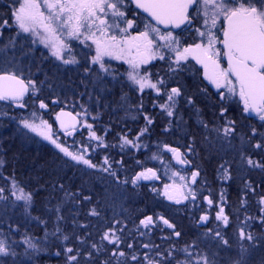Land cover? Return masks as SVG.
Here are the masks:
<instances>
[{
    "label": "rangeland",
    "instance_id": "obj_1",
    "mask_svg": "<svg viewBox=\"0 0 264 264\" xmlns=\"http://www.w3.org/2000/svg\"><path fill=\"white\" fill-rule=\"evenodd\" d=\"M1 5L13 11L15 0H0ZM122 10L126 13V19L134 21L133 27L128 30V33L123 35H134V31L139 33L144 30L145 20L137 17L138 15L130 7L129 3ZM4 17L6 19L7 15ZM109 22L111 23V17ZM224 22L225 20L221 17L217 23V28L213 29L218 36L221 34L218 29L224 26ZM120 27L123 28L125 25L121 24ZM197 28L205 31L202 20L199 18L194 20L193 24L183 34L173 35L180 37L182 47L195 45L196 43H201L204 39L197 35ZM0 31L3 32V35H0V72L11 71L27 83L29 81L32 82L29 86L31 98L24 102L25 107H14L16 119L12 121L16 124V129H14L12 134L13 128L7 133H0L1 137H3L2 139L5 141L8 139H6V136L12 138V135H16L20 140L19 142H22L21 144L24 146L28 147V145L34 143V145L40 147H48L51 152H57L59 156L65 157L72 164L82 166V169L85 172L87 171L88 174H95L90 181L91 188L101 190V193L90 191L91 200H85L96 206L101 204L100 199L104 197L108 201L107 203L110 205L109 208L112 213L111 220L105 225L102 222L99 223V218L96 215H92V210L89 209L88 215L92 219H96L95 227L89 229L88 222H85L86 220L77 218L80 223L78 230L81 232V236L72 241L76 246H68L63 251L56 248L58 246V242H56V249H54L56 253L49 255L51 251L45 250L42 242L39 245L38 239L23 233L21 230H16L14 227L7 226L9 219L15 218L11 216L14 208L17 209V217L19 215L18 211L21 212V209H23L22 205L26 207L25 211L29 210L31 205V202L30 205L26 206L25 201L17 200L11 194L12 191H15L11 185L3 194H0L7 197L4 200H0V206L3 205V209L0 211V241L6 244L9 251L7 255H0V264H46L45 259L48 261L52 257L57 259L60 257L59 253L61 252H64L62 253L64 257L72 255L73 253L66 251L67 248H72L74 253H78V260L82 259L83 264H100V262L101 264H147L145 255L158 260L153 255L155 249L152 244L164 241L165 237L160 235L158 229H155L151 224L145 227L141 223L145 219L137 222L139 226H134L133 220L127 217L129 212L136 206L134 205L135 201L141 196V191L134 189L132 180L138 184V188L143 189L145 187L148 189L152 198L151 206L154 209H158V211L165 209L159 200L162 187L169 186L168 190L173 188L180 190L181 198L176 199L174 202L180 208L174 210L173 213H168L175 220L185 216L189 226L188 241L190 244L187 242L186 245L172 247L171 249L173 255L175 254L179 257V261L188 259L182 251V249L188 247L189 252H192L196 258L199 255L206 254L210 260L215 261V264H233V261L238 258L241 245H243L249 249L250 253L247 257V264H264V201L261 198L256 199L257 192L253 189L254 180L259 181L261 177L257 176L259 173L257 167L247 163L248 159L257 161L258 159L252 158V154L258 156L259 151L264 153V147H255L257 143H254V138L257 135L254 133L249 134L247 127L243 126L240 130H236V124L233 123L234 120L219 118L217 115L215 117L213 115L215 110L213 107L206 105V101L200 97L202 96L201 92H198L199 94L197 93V95H192L191 90L196 86L200 87V81L197 70L188 59L181 60L177 64L176 53L166 47H160L165 42L159 40L158 36L152 33L151 36L157 44L154 47V52L157 55L149 63L141 64L137 71L140 76L147 75L152 83H156L159 91L147 87L141 90L139 85L129 79L128 74L133 69L126 59L104 56L103 63L107 71L100 67L99 62L93 63L92 60L96 56V45L91 40L85 41L83 37L80 40L62 37L71 48V51L68 49L64 50V57L66 59L75 58L78 61L77 63L64 64L62 60L51 55V48L41 43L39 37H34L30 33H21L17 36L16 32L18 29L14 26H6ZM161 33L165 32L161 31ZM110 34L118 37L122 35L115 28L110 29ZM33 40L36 43H32ZM10 41H13L14 44L10 43ZM216 47L220 48V44L217 43ZM159 55H164V59H159ZM151 67L162 68L165 77H162V72L158 76L154 75L155 73L153 75L149 74L148 71ZM88 69L92 72L88 75L92 76L91 82L96 89L95 95L97 94V99L93 102L85 101V103H81L78 99L80 95L77 92H79V87H81L85 79L82 77L79 80V78L83 75L85 76L84 71ZM117 73H120V75L116 77ZM109 76L111 81L109 85L102 82V80L106 81L105 78ZM158 81H163V83H158ZM111 83L112 85H110ZM173 88H178L181 93L179 96L173 97L175 103L167 99V95L171 93ZM46 90L57 97H61L60 101L66 106L65 109H75L71 105L77 104L76 101L81 103L76 106V114L80 115L82 119V125L79 130V133L82 134L80 136L84 137L82 143L78 141L71 143L72 141L69 138L63 136L49 122L40 108V103L37 102L38 99L47 93L45 92ZM114 92L115 96L118 95L116 106H114L112 115H110L111 118L108 121H103L104 117L100 116L106 115L108 106L106 103L100 102V100L99 103L97 101L102 97H114ZM223 96L227 109L222 110L221 115L226 116L228 112L235 108V98L238 96L229 98L227 90L224 91ZM195 97H198L199 100L195 99ZM198 101L203 103L202 106L205 108L204 113L206 116H204L202 108L197 106ZM8 104L0 102L1 121L4 118L10 119ZM164 104H168L169 109L163 108L162 105ZM156 110L158 111L155 112ZM168 110L173 112L172 116H168ZM33 113H35V116H33ZM97 113L105 114L97 115ZM208 117L211 118L206 119ZM25 119L37 125L42 120L47 121L51 125L52 137L57 143L68 147L69 151L75 153L84 152L85 158L90 159L98 167L95 169L89 168L72 160L56 148L51 141L26 128L23 124ZM148 119L152 121L150 124ZM188 119H192L191 125L190 121H188L189 123L186 122ZM210 119H216V121L212 122ZM261 123L264 125V121L260 120L259 124ZM88 125H91V128ZM225 127L233 129L227 136L223 132ZM145 128H147V131L141 135ZM93 132L96 133L97 137H101V140L92 138L91 133ZM198 133L199 136L197 138L203 139V143L207 145L208 149L216 154V172H218L219 180L217 185L224 184L227 187L224 188L220 185L215 192H220V195H222L223 191L227 190L228 192L235 187L240 192V196L236 195L241 199H238L240 206L237 209L229 210L227 213V225L216 217L219 209L224 205L227 207L226 203L229 205V202H225L221 198H217L219 201L214 202L212 198L208 197L212 201V204H209L208 198L203 197L202 200L200 199V195L203 192H212V190H208L209 183L203 178V171L201 170V162L203 160L201 159V162L198 161L196 142L193 137L192 139L187 138ZM106 136H109V139L105 140V138H108ZM125 138L132 140L136 147L124 144ZM257 140L259 144L264 146V134ZM171 148H176L181 152L183 159L187 161V168H192V171L184 170L174 164L172 159L174 153L169 150ZM247 152H252V154L248 156ZM111 154H113V157ZM123 154H126L130 160L132 158V162H138L135 164L136 166H140L139 162L142 161L149 163L154 167L151 170L156 174L153 179L136 180V177L141 172H147L150 169L144 170L145 168H143L137 171L133 177L125 178L124 182H120L128 191L132 192L130 197L126 199H122L120 194L117 195V192L114 194H112V191L108 193L104 184L106 182L105 178L100 180L97 178L103 177L101 175L98 176L99 172H102V174L110 173L113 170L111 167H116L117 165L115 158L118 162ZM139 156L142 161L139 160ZM105 158L108 160L107 165L104 164ZM119 163L122 164V159H120ZM101 165L109 170L107 172L101 171L99 167ZM254 171H256V174H251ZM194 173L199 174L196 175L193 183L192 176ZM181 177H184V179L181 180ZM125 181L127 182L125 183ZM112 189H115V186ZM17 195H19V192H17ZM111 197L113 199L109 200L108 198ZM177 200L179 203H177ZM105 202L104 204H106ZM77 204L81 205V202H77ZM86 205L88 208L91 206L89 203H86ZM4 206H8L10 211L4 209ZM50 212L52 211L49 209L48 213ZM54 212L57 213L56 210ZM159 213L162 215L164 212ZM116 214L119 215V219ZM191 215L199 216L200 221L193 225L189 218ZM162 216H165V213ZM204 216L208 217L206 221L201 219ZM4 220L8 222L5 223ZM202 222L209 224V227L201 230ZM105 226L107 227L105 228ZM110 229L116 237H119L118 243H110L109 240L102 239L104 234L109 232ZM240 229H243L245 233H251L255 240L242 239L239 235ZM216 232H220V236H216ZM54 233L59 234L57 230H54ZM109 234L110 236L112 235V233ZM221 237L223 240L228 241L227 245L222 242ZM28 238H31L37 244L38 251L30 248L25 243ZM66 242V240L62 239L63 245H66ZM93 245H97L99 250L93 248ZM144 245H148V247H144ZM89 252L92 253L91 256H88ZM120 252L125 255L120 256ZM48 255L50 259L47 257ZM134 255L138 257L137 260L132 259ZM44 257L46 258L42 259ZM68 263L77 262H69L68 260Z\"/></svg>",
    "mask_w": 264,
    "mask_h": 264
},
{
    "label": "snow or ice",
    "instance_id": "obj_2",
    "mask_svg": "<svg viewBox=\"0 0 264 264\" xmlns=\"http://www.w3.org/2000/svg\"><path fill=\"white\" fill-rule=\"evenodd\" d=\"M129 2L134 3L138 9L148 13L156 23L153 24L150 20H145L143 31H140L137 35L125 36L123 34L128 33V30L134 24L133 20L125 18L126 13L122 10L126 8ZM190 10H193L195 15H190ZM110 17L111 23L109 22ZM221 17L227 23L226 27L218 29L222 32V37L218 36L216 31H213L217 28V23ZM198 18L202 20L205 31L197 28L196 33L204 39L201 43L188 47H182L180 37L173 35L172 31L161 33V29L157 26L164 25L166 28L169 26L180 28L181 25L191 26L193 21ZM121 24H124L125 27L121 28ZM6 26L16 27L18 29L17 36L21 33H30L34 37H39L41 43L51 48V55L62 60L64 64L77 63L78 61L75 58L66 59L64 57V50L71 51V48L62 37L76 40L83 37L85 41L91 40L96 45V56L92 60L93 63L99 62L100 67L107 71L103 63L104 56L126 59L133 69L128 74L129 79L139 85L141 90L147 87L159 91L156 83H152L147 75L140 76L137 71L141 64L149 63L157 55L154 52V47L157 44L151 36L152 33H155L159 40L165 42L160 47H166L176 53L177 64L181 60H187L189 56H192L198 63L203 65L205 77L215 85L216 89H226L229 98L239 96L244 105L243 110L245 112H255L259 119L264 121V0H15L12 11V24L10 25L6 19L0 21V29ZM113 28L117 29L122 35L118 37L110 34V29ZM187 30L186 28L185 31ZM0 35H3L2 31H0ZM10 43L14 44L13 41H10ZM32 43H36V41L33 40ZM217 43L221 44L223 48L216 47ZM222 58L227 61L226 67L221 65ZM159 59L163 60L164 55H159ZM158 83L162 84L163 81H158ZM31 84V81L25 83L14 72H0V101L10 100L18 103L21 108L25 107L22 102L23 97L29 91ZM180 94L178 88H173L171 93L167 95V99L175 103L173 97ZM221 96L223 97V93H221ZM47 107V104L40 102V108ZM162 107L169 109L168 104H164ZM167 114L172 116L173 112L168 110ZM65 115L70 114L60 113L57 119ZM33 116H35V113H33ZM151 122V119H148V123ZM23 124L26 128L43 136L44 139L51 141L56 148L77 163H82L93 169L98 167L90 159L85 158L84 152L75 153L69 151L68 147L57 143L52 137L51 125L47 121L42 120L37 125L25 119ZM61 126L74 128L75 125L73 123L66 126L64 121L61 120ZM88 127L91 128V125H88ZM232 130L225 127L223 132L227 136ZM146 131L147 128L141 132V135ZM71 134V132H68V135ZM91 136L96 140H101V137H97L95 132L91 133ZM124 144L136 147L133 141L127 138L124 139ZM255 147L261 148L264 146L257 143ZM169 150L175 153L181 164L187 163L186 160L181 159L182 154L178 149L171 148ZM247 163L253 167L264 169V164L252 159H248ZM104 164H108L107 158H105ZM2 165L3 161L0 160V166ZM99 167L104 172L109 170L102 165ZM111 174L116 175L115 172ZM198 174H193V183ZM155 175V172L148 169L147 172H141L136 180H147L155 177ZM183 179L184 177H181V180ZM168 187H165L164 194L169 199H173L168 193ZM12 188L15 191H12L11 194L17 200L25 201L26 206L30 205L32 193H25L24 189L19 188L15 182H13ZM3 192L4 189L0 187V194ZM17 192H19V195H17ZM4 199L6 197L0 195V200ZM84 199L87 200L90 197H84ZM261 199L264 201V198ZM177 203H179L178 200ZM208 203L212 204V201L209 200ZM56 211L59 212V207ZM91 214L99 215L95 209H92ZM216 218L222 220L225 225L228 224V217L224 215L223 207L219 209ZM57 219L60 220L62 217L58 216ZM201 219L206 221L208 217L204 216ZM141 223L148 227L152 223V217H147ZM163 223L170 228L174 227L167 220H163ZM59 230L57 228V231ZM109 233H112V235L110 236ZM175 235L179 236L180 233L175 232ZM215 235L220 236V232H216ZM239 235L242 239L255 240L251 233H245L243 229H240ZM64 239L67 240L68 237L65 236ZM102 239L109 240L110 243L119 242V237H116L111 229L104 234ZM221 239L225 245L228 244L227 240H223L222 237ZM25 243L30 248L36 251L39 250L37 244L31 238L26 239ZM92 247L99 250L97 245ZM144 247H148V245H144ZM66 251L73 253L68 256L69 262H77L78 264V253H74L72 248H67ZM182 251L188 259L177 261V264H215V261L210 260L206 254L199 255L196 258L192 252H189L188 247H185ZM7 254H9L8 247L3 241H0V255ZM12 254L14 255V253ZM249 254V249L241 245L238 258L233 261V264H247ZM91 255L92 253L89 252L88 256ZM119 255L124 256L125 254L120 252ZM157 255L161 254L157 253ZM169 256H171V253H169ZM132 259L137 260L138 257L134 255ZM145 259L147 264H161L160 260H154L147 255H145Z\"/></svg>",
    "mask_w": 264,
    "mask_h": 264
},
{
    "label": "trees",
    "instance_id": "obj_3",
    "mask_svg": "<svg viewBox=\"0 0 264 264\" xmlns=\"http://www.w3.org/2000/svg\"><path fill=\"white\" fill-rule=\"evenodd\" d=\"M136 13V12H135ZM139 17L141 16L136 13ZM191 15V14H190ZM193 15V14H192ZM11 24V22H9ZM190 26L187 27V29ZM93 85L89 82L84 84L85 91L84 96L87 97L89 92L92 91V93H96V89L92 87ZM200 86V84H199ZM91 87V89H89ZM201 87V86H200ZM196 86L191 90L192 95H197L198 92H201V88ZM81 88H79V92H81ZM45 95L37 100L38 103L43 102L47 105H50L51 101L53 100H61V97H57L54 94H51L47 90L45 91ZM77 92V94L79 93ZM82 93V92H81ZM199 94V93H198ZM97 95V94H96ZM95 95V96H96ZM91 97V95H89ZM97 97V96H96ZM31 97L29 95V100ZM197 98V97H196ZM61 107L66 108V106L61 102ZM8 109L10 110V119L4 118L2 121L0 119V133H7L12 128L11 134L13 133L14 129H16V124L12 121L13 119H16V112L14 105L8 104ZM74 106L75 109H66L69 111H72L76 113V106L77 104L71 105V107ZM202 108V112H205V108L201 104H199ZM188 115V114H187ZM186 115V116H187ZM204 116L205 113H204ZM212 117V116H211ZM211 117H208L206 119H209ZM111 116L107 113L106 117L104 118V121H108ZM213 121H216V119H210ZM191 120H186V122ZM240 121V122H239ZM238 122L234 121L236 124V130H240L243 126L247 127L249 134L254 133L257 135L254 138V143H259L257 139L261 137V135L264 134V125L261 124H254V121L247 120L246 118L243 120H239ZM189 123V122H188ZM210 124V123H208ZM258 133V134H257ZM199 136V133L197 135L188 136V139L194 138L196 142V154L198 156V161L201 162V159L205 162H201V170L203 171V178L209 183L208 184V190L211 189L212 192L207 191L203 192L200 195V199L202 200L203 197H210L214 200V202L219 201L216 196L219 192L214 193L216 189H219L220 185L222 187L227 188L224 184H218V172L217 170V164H216V154L215 152H212V150L208 149L207 145L203 143V139ZM12 138L6 136L7 140H3L0 135V160L3 161V165L0 166V187L4 189V192L8 189L9 186L15 182L19 188L24 189L25 193H32V200L31 205L29 206V210H26V207L22 205L23 209H21V212L18 211L19 215L16 217L17 209L14 208L12 212V217L15 218L11 220V218L8 221L9 224L7 226L14 227L16 230H21L23 233L28 234L29 236H32L33 238L38 239V244L40 245V242H42V245L44 246L45 250H49V255H53L56 253L54 249L63 250L68 246H76L72 241L75 238H78L81 236V232L78 230V227L80 226L79 222L77 221V218H83V220H86L85 222H88L89 229L95 227L96 225V219H92L88 212L92 209H95L99 215H96L97 218H99V223L102 222L103 224H107L111 218L112 213L109 208V204L107 203L102 197L101 204L99 205H91L90 202H86L84 197H91V192L95 191L97 193H101V190L93 189L91 188L90 181L93 179V176L95 174L87 173L85 172L80 165H74L72 164L68 159L65 157L59 156V154L51 152V150L46 147H40L38 145H34V143H31L32 145L24 146L19 142V138L16 137V135H12ZM109 139V137L107 138ZM77 140L72 141L71 143H76ZM145 154V153H144ZM252 154V152H247V155L249 156ZM113 157V154H111ZM144 156V155H142ZM253 159H258L257 161L261 164H264V153L259 151L258 156H254L252 154ZM120 159L124 161L122 164H119L115 158V162L117 163L116 167H111L113 170L108 174H102V172L98 173V176L103 177H97L99 180L102 178H105L106 182L104 184L106 185V189L108 190V193L112 194L117 192V195L120 194L122 199H126L130 197L131 191H128V189L123 186L120 182H124L125 178L133 177L137 171L145 168H154L151 165H148V163H145L144 161L139 162L141 165L136 166L135 164L138 162L135 161H129L126 159V154H123ZM119 159V160H120ZM140 160V156H139ZM111 163V162H110ZM134 164V166H133ZM196 168V167H195ZM195 168H193L195 170ZM257 171L259 172L257 176L261 177V179L254 180L253 182V189L257 192L258 198H264V169L257 167ZM115 172V176H113L111 173ZM251 174H256V171L251 172ZM249 174V175H251ZM107 177V178H106ZM112 177V178H110ZM229 179V178H228ZM102 182V181H101ZM233 182V181H232ZM231 182V183H232ZM115 186V189H112V187ZM122 187V188H121ZM125 187V188H123ZM227 194V198L224 200L225 202H229L230 204L226 203L227 210H233L237 209L239 205V196L233 195V188H231L228 192L225 190ZM3 192V193H4ZM2 193V194H3ZM146 193V192H145ZM67 194V195H66ZM7 198V197H6ZM77 198V199H76ZM140 198V197H139ZM139 198L135 201L136 206H134V209L140 210L139 213H136L133 209V214L131 215V219H133L134 226H139L137 224L138 221H134L136 219H146L147 217H152L153 221L156 219V215L159 212H164L165 216L163 218L173 225H175L178 228V232L181 234L180 239V245L187 244L189 242L188 240V232H189V226L187 223V218L185 216L178 218V220L174 219L170 216V212H174V210L177 209H171L170 207L166 206L163 202V199L159 197L160 202L163 204V207L165 209L158 211V209H154L151 206L152 198L148 194H144L139 202ZM109 200H112L113 198H108ZM162 199V200H161ZM85 200V201H84ZM91 200V199H89ZM241 200V199H240ZM10 201V200H7ZM106 204H104V202ZM77 202H81V205H78ZM139 202V203H138ZM86 203H89L91 205L89 208L86 205ZM82 206V207H81ZM223 206V207H224ZM5 207V206H4ZM59 207V212H54V210ZM124 207V206H123ZM234 207V208H231ZM125 208V207H124ZM3 209V205L0 206V211ZM4 209L7 211H10V208L6 206ZM52 211L48 213V211ZM90 209V210H89ZM163 213V214H164ZM142 216L140 217V215ZM161 214V213H159ZM162 214V215H163ZM118 215V214H116ZM60 216L62 219L58 220L57 217ZM99 216V217H98ZM19 217V218H18ZM128 217V216H127ZM119 219V215L117 217ZM130 218V217H128ZM113 222V220H112ZM155 222V221H154ZM25 227H27L25 229ZM107 226H105L106 228ZM59 234H55L54 230H57ZM160 228V227H159ZM45 232V233H44ZM160 234V233H159ZM165 237L164 241H160L158 243L152 244L153 248L155 249V253H153L154 257H157L158 260L161 261V264H177V261H179V258L173 255L172 253V247L178 246V243L175 242L174 238L166 231L160 234ZM67 236L68 239L66 240V245L62 244V239ZM41 240V241H40ZM58 242V246L56 247ZM190 243V242H189ZM62 244V247H61ZM56 247V248H55ZM54 251V252H53ZM64 252L59 253V258L52 257L48 255L47 257L50 259V261L46 260V264H69L68 263V256L64 257ZM157 253H160L161 255H157ZM169 253L172 254L169 256ZM77 264V263H73ZM78 264H83V260L79 259ZM94 264V263H93ZM101 264V262H100ZM113 264V263H112Z\"/></svg>",
    "mask_w": 264,
    "mask_h": 264
},
{
    "label": "flooded vegetation",
    "instance_id": "obj_4",
    "mask_svg": "<svg viewBox=\"0 0 264 264\" xmlns=\"http://www.w3.org/2000/svg\"><path fill=\"white\" fill-rule=\"evenodd\" d=\"M131 7V6H130ZM195 15V13L192 11V13H191V15ZM7 15V17H6V20H8L9 22H11L12 21V11H10V10H8L7 9V7H3L2 5L0 6V21H2V20H5L4 18V16H6ZM142 19H144V20H147L146 18H144V17H141ZM194 22V21H193ZM193 24V23H192ZM223 27H226V21L224 22V26ZM185 30H183V31H181V32H179V33H173V34H175V35H180V34H183V32H184ZM138 34V31H134V35H137ZM220 37H222V32H221V34L219 35ZM220 48L222 49L223 48V46L220 44ZM188 60H189V62L192 64V66L197 70V73H198V77H199V81H200V86H201V89H202V91H201V93H202V96H200L204 101H206V105H209V106H211V107H213V109L215 110L214 112L215 113H213V115L215 116V115H217V117H219V118H226V119H229V120H234V121H236V122H238L239 120H243V119H247V120H250L251 122L252 121H254L253 123L254 124H259V117L258 116H250L249 115V112H245L243 109H244V105H243V103H242V101H240V99H239V96L237 97V98H235V100H236V104H235V108L233 109V110H231L230 112H226L227 114H226V116H223V115H221V111L222 110H226L227 109V106H226V101H225V98H224V96L222 97L221 96V93H224V91L226 90V89H216V90H213L212 89V87L211 86H209L206 82H205V80L203 79V75H204V73H203V70L201 69V67H199V66H197L194 62H192L191 60H190V57H188ZM221 65L222 66H224V67H226L227 66V61H226V59H224V58H222L221 59ZM119 71V70H118ZM161 72L163 73V71H162V68H157V67H151V68H149V71H148V73L149 74H151V75H153L154 73V75H156V76H158L159 74H161ZM91 74L92 72L88 69V70H86V71H84V74H85V76L83 75V76H81L80 78H79V80H81V78L82 77H84V79H85V81L83 82V84L81 85V87H79V88H81L82 90H81V92H79L78 94L80 95V98H78L79 99V101L81 102V103H85V101L86 102H89V101H91V102H93L94 100H96L97 99V97L94 95V93H92V91H90L89 92V94H88V96L87 97H85L84 96V91H85V89H83L84 88V84H86V83H91L92 84V82H91V78H92V76H90V75H88V74ZM118 75H120V73L118 74L117 73V75H116V77L118 76ZM88 76H90V77H88ZM162 77H165V74L163 73V75H162ZM106 79V81H103L102 80V82H105V83H107L108 85H109V83L111 82L110 81V76L108 77V78H105ZM88 81V82H87ZM110 85H112V83L110 84ZM83 86V87H82ZM93 87V86H92ZM94 88V87H93ZM89 89H91V87L89 88ZM89 95H91V97H89ZM113 96L114 97H112V96H110V97H102L101 99L99 98L98 99V103H99V100H100V102H102L103 104L104 103H106L107 104V106H108V108H107V110H106V114L108 113L109 115H112L111 113L113 112V108H114V106H116V101H117V96H115V92L113 93ZM195 99H197V100H199V98L197 97H195ZM79 101H76V103L77 104H81ZM105 104V105H106ZM199 104H203L201 101H198L197 102V106H199ZM193 107V106H192ZM200 108H201V106H199ZM42 110H43V112H44V114H45V116L48 118V120H49V122H51V124H52V126L53 127H55L56 129H57V127H56V123H55V118H56V115H57V113L59 112V111H61V110H66V109H64V108H62L61 107V103H60V101H58V100H53V101H51V103H50V105H48V107L47 108H41ZM67 111H69V110H67ZM158 110H156L155 112H157ZM72 112V111H71ZM72 113H74V112H72ZM250 113H253V112H250ZM78 118H79V121H80V126H79V128L75 131V132H71L72 134L71 135H68V133H61L58 129V131L63 135V136H66L67 138H69L70 139V141H74V140H77L78 142H81L82 143V141L84 140V137L83 136H80V135H82L81 133H79V130H80V128H81V121H82V119L80 118V115H77L76 113H74ZM104 115V114H101V113H97V115ZM100 117H106V115L105 116H100ZM216 117V116H215ZM53 118H54V120H53ZM103 121H104V119H103ZM240 122V121H239ZM106 137H109V136H106ZM107 138H105V140H106ZM142 153V152H141ZM140 153V154H141ZM126 159L127 160H129V161H132V158H131V160H130V158L126 155ZM141 161V160H140ZM118 162H120V160L118 161ZM124 161H122V163H123ZM119 164H121V163H119ZM148 165H150L149 163H148ZM152 166V165H151ZM144 170H147V169H144ZM185 170V169H184ZM186 170H188V171H192V168H187ZM152 179H153V177H152ZM132 184H134L133 186H134V189H136V190H140L141 191V196H140V198H139V202H140V200H141V198H142V196L144 195V194H148V195H150V197H151V194H150V192L148 191V189H146L145 187H143V189H140V188H138V184L137 183H133V180H132ZM172 190V189H171ZM170 190H168V192H169ZM146 192V193H145ZM164 192H165V188L164 187H162V189H161V198L163 199V202L165 203V205L166 206H168V207H170L171 209H179L180 207L177 205V204H175L171 199H170V201H168L167 202V199H168V196H166L165 194H164ZM224 193L222 194V195H220V192L218 193V195L216 196V198H221V199H226L227 198V196L229 195V194H227L226 193V191H223ZM214 193H217V192H214ZM206 198H208V197H206ZM210 198V197H209ZM209 198H208V200H209ZM138 202V203H139ZM134 211L136 212V213H139L140 212V210H138V209H134ZM134 212H133V210H131L130 212H129V215H127L128 217H130V219H131V215L133 214ZM227 213H228V211H227V209H226V207H224V215L225 216H228L227 215ZM142 216V214L140 215V217ZM199 216H192L191 215V217H189L190 218V222L194 225V224H197V222L198 221H200L199 220V218H198ZM161 218H163V216L161 215V214H159V213H157V215H156V219L153 221V219H152V223H151V225L155 228V229H158V231H159V233L161 232V230H162V232L160 233V234H162L163 232H168L173 238H174V236H175V232H178V228L175 226V225H173L172 223H171V225H173L174 227L171 229L170 227H168V226H165L164 224H163V220H165L164 218L163 219H161ZM131 220H133V219H131ZM140 220V219H139ZM138 219H136V220H134V221H139ZM160 227V228H159ZM207 227H209V224H207L206 222H202V229L201 230H203V228L204 229H206ZM180 237H179V239L178 240H175V242L176 243H178V246H176V247H179V246H182V245H186V244H182V245H180L179 243H180V239H181V234L179 235ZM188 244H190V243H188ZM176 256V255H175ZM178 257V256H177ZM179 258V257H178Z\"/></svg>",
    "mask_w": 264,
    "mask_h": 264
},
{
    "label": "water",
    "instance_id": "obj_5",
    "mask_svg": "<svg viewBox=\"0 0 264 264\" xmlns=\"http://www.w3.org/2000/svg\"><path fill=\"white\" fill-rule=\"evenodd\" d=\"M129 4L131 5V7L138 13V14H140L142 17H144V18H146L147 20H150L153 24H155L156 22L154 21V20H152V18L148 15V13H146V12H144L142 9H138L137 7H136V5L134 4V3H131V2H129ZM193 10H190V13L189 14H191V12H192ZM160 29H161V31H163V32H168V31H172L173 33H179V32H181L182 30H184L186 27H187V25H181V27L180 28H171V26H169V27H165L164 25H157ZM226 26H227V23H226ZM190 57V60L192 61V62H194L197 66H199V67H201V69L203 70V73H204V67H203V65L202 64H200V63H198L197 62V60L196 59H194L192 56H189ZM22 79V78H21ZM203 79L205 80V82L209 85V86H211L212 87V89L213 90H216V87H215V85H213L206 77H205V75H203ZM24 80V79H23ZM25 81V80H24ZM25 83H27L26 81H25ZM29 95H30V87H29V91L25 94V96L23 97V103L28 99V97H29ZM0 102H2V103H9V104H12V105H14V106H18L19 104L18 103H16V102H13V101H0ZM60 113H67V114H70V115H65V116H62V117H60V119H57V117L60 115ZM249 115L250 116H257V114L255 113V112H253V113H250L249 112ZM73 118H75L74 120H73ZM61 120H63L64 121V123H65V125L67 126V125H69V124H73L74 123V128H70V127H62L61 126ZM55 123H56V127H57V129L61 132V133H68V132H75L78 128H79V126H80V121H79V118L74 114V113H72V112H70V111H67V110H61V111H59L58 113H57V115H56V118H55ZM180 152V151H179ZM181 153V152H180ZM172 159H173V162H174V164L176 165V166H179V167H181L182 169H187V164L186 163H184V164H181L178 160H177V158H176V155H175V153H174V155H173V157H172ZM181 159H183V157H182V155H181ZM169 195H171L172 197H173V199H171L173 202H175V200L176 199H180L181 198V192H180V190L178 189V188H173L172 190H170L169 192ZM168 201H170V199L168 198L167 199V202ZM169 222V221H168ZM164 224V223H163ZM169 224H171L170 222H169ZM165 225V224H164ZM165 226H168V225H165ZM173 227H171V229H172ZM174 239L175 240H178L179 239V236H174Z\"/></svg>",
    "mask_w": 264,
    "mask_h": 264
},
{
    "label": "bare ground",
    "instance_id": "obj_6",
    "mask_svg": "<svg viewBox=\"0 0 264 264\" xmlns=\"http://www.w3.org/2000/svg\"><path fill=\"white\" fill-rule=\"evenodd\" d=\"M233 195L234 196H236V195L240 196V192H239V190L236 187L233 189Z\"/></svg>",
    "mask_w": 264,
    "mask_h": 264
}]
</instances>
